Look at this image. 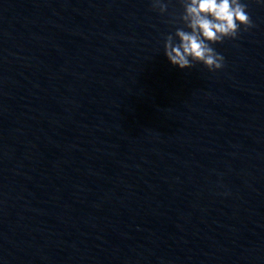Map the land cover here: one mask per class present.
Masks as SVG:
<instances>
[{
  "label": "clouds",
  "instance_id": "clouds-1",
  "mask_svg": "<svg viewBox=\"0 0 264 264\" xmlns=\"http://www.w3.org/2000/svg\"><path fill=\"white\" fill-rule=\"evenodd\" d=\"M182 13L174 33L164 39V54L176 67L191 69L203 64L210 72L224 67L225 58L213 47L226 39L235 40L241 29L248 31L255 24L242 0H180ZM153 11L165 14L168 5L151 0Z\"/></svg>",
  "mask_w": 264,
  "mask_h": 264
}]
</instances>
